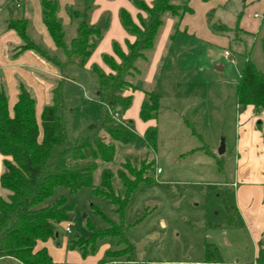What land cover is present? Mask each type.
I'll use <instances>...</instances> for the list:
<instances>
[{"label":"trees","instance_id":"trees-1","mask_svg":"<svg viewBox=\"0 0 264 264\" xmlns=\"http://www.w3.org/2000/svg\"><path fill=\"white\" fill-rule=\"evenodd\" d=\"M96 1L77 0L67 7L71 25L76 27L75 36L68 41L67 29L59 16V1L40 0L43 23L62 57L51 54L29 38L28 20L9 24L23 41L20 50L36 52L57 67L62 78L52 91V103L43 109L40 124L35 100L24 86L20 88L13 113L9 110L6 92L0 86V155L4 157L0 185L7 193L6 196L0 195V259H13L20 264H53L45 248L36 249L37 243L54 238L57 226L71 221L74 206L65 197L53 204L46 205V202L57 188H65L71 194L88 188L115 207L119 221L106 219L110 227L104 230L87 221L85 226L91 232L90 237L72 238L70 247L87 256L96 253L100 240L110 239L120 250L107 251L106 260L112 262L125 258L128 263L150 264L139 260L137 247L127 236L129 226L125 222V213L139 187L156 180L158 128L150 126L140 135L133 121L119 117L132 107L133 93L141 90L145 98L140 120L145 123L157 120L161 109L159 96L153 89L137 87L134 81L143 75L141 65L149 63V54L164 26V18L171 16L181 20L192 12L188 6L191 0H152L151 5L144 0H129L139 12L137 21L126 9L120 10L121 26L134 41L127 42V51L114 42V55H103V63L110 73L98 65L91 66L90 71L99 81L100 118L83 129L75 143H70L65 117L66 73L71 66L86 68L110 25L105 16L100 23H91L97 9ZM101 23L106 27L101 28ZM218 28L228 30L226 26ZM129 91L131 94H127ZM237 102L241 109L249 106L264 109V71H259L248 58L238 82ZM193 133L197 134L195 130ZM201 149L213 155L206 145ZM118 154L121 156L118 169L104 168L97 185L95 176L99 162L112 164ZM223 165V159H218L219 169ZM222 203L232 214L223 224L240 226L226 199ZM260 257V260L264 258L262 249ZM204 262L222 263L216 245H205Z\"/></svg>","mask_w":264,"mask_h":264},{"label":"rangeland","instance_id":"rangeland-1","mask_svg":"<svg viewBox=\"0 0 264 264\" xmlns=\"http://www.w3.org/2000/svg\"><path fill=\"white\" fill-rule=\"evenodd\" d=\"M7 1L0 0V16L8 11L11 4L19 7L26 2L9 0L6 6ZM207 4L202 0H191L188 6L198 17ZM218 10L221 14L212 19V28L215 20L221 18L231 38V45L222 49L223 56L230 62H224L226 70H217L216 66L220 64L206 59L205 47L208 44L200 42L192 46L185 42L184 37H178L171 51L168 48L164 55L153 82L154 86H158L161 107L155 121L158 128L156 180L139 187L125 213V222L129 226L127 236L136 245L138 258L142 262L180 264L201 260L204 257V244L209 243L207 235L212 233L209 223L219 220L227 211L222 203L226 195H220L222 189L216 183L229 180L234 171V145L240 113L236 102L237 86L247 58L259 71H264V26L256 35L248 36L240 32L242 19L254 14L250 0H231ZM104 16L110 24L113 22V11L105 12ZM168 18L172 17L166 16L164 24ZM36 35L42 40L44 46H40L43 49L62 57L61 51L47 49L49 47L41 35ZM226 52L230 57L225 55ZM115 60L120 63L116 57ZM148 69L143 72L138 85L148 87L144 81ZM66 74L65 117L68 140L75 143L79 133L100 118L101 108L97 100L99 81L87 68L71 66ZM130 115L138 118L135 110ZM194 130L197 134L193 133ZM223 141L225 152L220 154ZM204 145L215 156L204 152L201 149ZM218 159L224 160L222 169L218 167ZM120 160L118 154L112 164L99 162L95 176L97 185L100 184L102 170L106 167L118 169ZM6 195L5 192L3 196ZM61 197L67 198L69 204L74 206L71 221L57 226L61 237L89 238L91 232L85 226L87 221L99 230L110 227L106 219L119 221L115 207L88 188L75 194L65 188H57L46 205L53 204ZM226 199L228 201V197ZM67 224L71 225L70 234L66 232ZM153 236H157V239L152 240ZM104 245L109 248L103 252ZM115 249H119L115 241L100 240L94 255L106 260V252ZM119 261L122 264H135L126 262L125 258Z\"/></svg>","mask_w":264,"mask_h":264},{"label":"crops","instance_id":"crops-1","mask_svg":"<svg viewBox=\"0 0 264 264\" xmlns=\"http://www.w3.org/2000/svg\"><path fill=\"white\" fill-rule=\"evenodd\" d=\"M58 1L60 4L59 16L67 29V39L71 40L76 34V27L71 25L66 9L68 6L74 5L77 0ZM144 1L148 5L152 4V0ZM230 1H204L208 4L205 5L198 17L191 8L192 12L185 14L181 20L173 17L166 19L167 21L157 38L155 47L150 52L149 63L141 65L143 74L150 64L144 80L150 88L146 85L140 86V84H137L141 81L143 75L135 80L134 84L139 88L153 89L158 96L160 95V93L158 94V86H154L153 82L164 55L168 48L171 51L178 37H184L185 42L192 46H196L195 44L198 45L200 42L208 44L205 47L208 56L206 59L211 60L212 63H219L220 65L216 66L217 70L225 71L224 62H229V60L223 56L222 49L231 45V38L228 35L229 30L223 31L218 28L219 26H225V23L220 20L221 18L215 20L213 28L211 21L214 16L221 14L218 9L222 5H228ZM250 1L252 8H254V14L251 13L247 19H242L240 28V32L248 36L259 34L264 26V0ZM8 2L9 0L4 5H9ZM96 4L97 9L91 18L92 24L100 23L101 18L107 11H113L114 20L109 25L103 40L94 51L86 68L90 70L91 66L95 64L106 73H110L109 68L103 63V55H114V42H117L124 51H127V42L134 41V38L129 36L122 28L119 12L121 9H126L135 21H137L139 12L128 0H97ZM16 20H28V36L33 42L39 45L42 44V40L36 35L37 33L41 35V38L49 47L47 49L53 51L58 49L43 23L40 0H30L29 2L26 0L25 4H20L19 7H14L11 4L8 11L0 16V86L6 92L11 113H13L18 100L20 88L24 86L35 100L36 117L40 124L43 109L52 103V91L58 81L61 80L62 75L57 67L47 62L36 52L20 50L23 41L15 30L9 28V24ZM177 26L178 28H176ZM176 29L177 31L174 33ZM188 40L191 42H188ZM127 94H131V92L129 91ZM144 98L145 95L141 90L134 92L132 107L119 117L121 120L132 119L131 121L135 123L136 130L140 135H143L148 127L155 126L156 121L145 123L140 120L139 113ZM237 106L240 113L237 120L239 123H237V137L234 145V171L231 173L229 180L222 183L217 182L216 185L222 189L220 195L228 197V201L225 199L235 213L240 226L223 224L232 216V214L225 211L222 218L209 223L212 233L207 235V239H209L210 244L217 246L222 257V263L212 264H264V258L260 260V251L261 249L264 251V109L257 110L253 106L241 109L238 102ZM134 110L138 114V118L135 115H130ZM3 160L4 157L0 155V177L3 172ZM159 170L161 169H158V172ZM4 193L0 185V195H4ZM213 227H216V229ZM153 237L157 239V236ZM70 240L68 237H61L57 232L56 236L47 242L39 241L36 249L45 248L53 264H122L118 260L112 262L105 260L100 255L89 254L85 256L80 250L70 247ZM206 244H204V257L201 260L187 261L180 264H208L204 262ZM108 248V245H104L103 252ZM0 262L1 264L2 262L3 264H20L13 259H0ZM169 263L171 262L167 264Z\"/></svg>","mask_w":264,"mask_h":264},{"label":"water","instance_id":"water-1","mask_svg":"<svg viewBox=\"0 0 264 264\" xmlns=\"http://www.w3.org/2000/svg\"><path fill=\"white\" fill-rule=\"evenodd\" d=\"M100 27H101V28H105L106 25H105V24H101ZM118 110H119V109H118ZM224 152H225V143H224V141H223V143H222V148H221V150H220V154H223ZM151 239L154 240L155 237H153V238H151Z\"/></svg>","mask_w":264,"mask_h":264},{"label":"built area","instance_id":"built-area-1","mask_svg":"<svg viewBox=\"0 0 264 264\" xmlns=\"http://www.w3.org/2000/svg\"><path fill=\"white\" fill-rule=\"evenodd\" d=\"M225 55L227 57H230V54L228 52H226ZM159 172H160V170H159ZM66 232L69 233V234L72 233V229H71V225L70 224H67Z\"/></svg>","mask_w":264,"mask_h":264}]
</instances>
